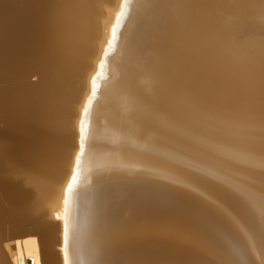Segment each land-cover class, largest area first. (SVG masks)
I'll list each match as a JSON object with an SVG mask.
<instances>
[{
	"label": "bare ground",
	"instance_id": "obj_1",
	"mask_svg": "<svg viewBox=\"0 0 264 264\" xmlns=\"http://www.w3.org/2000/svg\"><path fill=\"white\" fill-rule=\"evenodd\" d=\"M0 264H264V0H0Z\"/></svg>",
	"mask_w": 264,
	"mask_h": 264
}]
</instances>
